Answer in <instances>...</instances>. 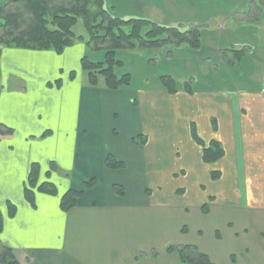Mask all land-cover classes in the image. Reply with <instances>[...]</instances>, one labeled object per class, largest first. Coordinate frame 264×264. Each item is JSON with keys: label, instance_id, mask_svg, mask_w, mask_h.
Returning <instances> with one entry per match:
<instances>
[{"label": "crops", "instance_id": "crops-1", "mask_svg": "<svg viewBox=\"0 0 264 264\" xmlns=\"http://www.w3.org/2000/svg\"><path fill=\"white\" fill-rule=\"evenodd\" d=\"M257 1L104 0L123 18L200 26L201 46L182 58L185 68L211 73L221 68L225 74L224 84L211 92L202 79L203 95L198 90L169 94L160 83L114 91L99 82L91 87L80 69L81 57H88L81 41L60 54L2 47L0 243L13 248L22 264H180L176 253L165 251L171 242L165 222L171 212L187 211L185 192L179 191L185 186L166 192L162 182L191 173L187 178L202 176L204 183L215 169L220 171L215 181L222 184L201 190L209 211L200 208L196 214L209 215L228 202L242 210L227 229L230 239L243 238V245L224 252L216 227L213 245L202 237L188 245H196L214 264L220 258L226 264H264V12ZM242 48L247 51L236 62L232 52ZM182 96L188 98L187 109L171 111L169 98ZM192 123L203 140L222 144L223 158L202 162ZM138 135L143 143H132ZM107 154L125 167L107 168ZM32 163L39 165L37 182L47 180L57 190L55 195L36 192L33 206L23 194ZM92 178L95 185L76 206L62 211L61 195ZM113 184L122 185L125 196H117ZM9 203L15 206L12 216Z\"/></svg>", "mask_w": 264, "mask_h": 264}, {"label": "trees", "instance_id": "trees-1", "mask_svg": "<svg viewBox=\"0 0 264 264\" xmlns=\"http://www.w3.org/2000/svg\"><path fill=\"white\" fill-rule=\"evenodd\" d=\"M255 4L264 12V0H258ZM78 19L83 22L85 37L73 32L72 28ZM200 28L197 25L185 28L176 24L165 25L137 17L123 18L113 14L112 7L106 6L104 0H3L0 4V53L2 47H15L52 50L60 54L66 47L81 41L91 50L104 51L101 60H90L87 55L81 57L80 69L85 74L87 83L95 87L102 78L104 87L114 91L129 86L131 82L129 73L117 74V68L122 67V61L116 57L118 51L157 50L167 44L186 45L197 50L201 46ZM246 51V48L233 50L232 57L237 62ZM222 54L226 56L228 51L224 50ZM159 82L167 93H177V80L173 77L161 75ZM183 89L191 95V81L184 82ZM5 128L7 131L11 130ZM190 134L201 149L203 163L210 165L223 158L224 149L218 140H203L193 123L190 126ZM141 138V135L132 138V143H143ZM104 163L109 169L125 167L123 161L111 154L106 155ZM51 169H55V166L51 165ZM38 172V163H32L24 186V199L31 206L34 205L36 192L55 195L57 191L55 185L47 180L38 183ZM209 173L211 179L220 177L219 170L211 169ZM94 185L95 179L92 178L84 182L81 189H68L60 197L61 210L68 211L75 207L83 192ZM112 190L117 196H125V188L120 184H113ZM201 210L205 214L208 213V204L203 203ZM14 212L15 206L9 203V216ZM165 251L176 253L180 264H214L196 245H167ZM153 253L152 256L156 255L155 251ZM231 259L233 261L234 258ZM0 264L22 263L13 248L0 243Z\"/></svg>", "mask_w": 264, "mask_h": 264}, {"label": "rangeland", "instance_id": "rangeland-1", "mask_svg": "<svg viewBox=\"0 0 264 264\" xmlns=\"http://www.w3.org/2000/svg\"><path fill=\"white\" fill-rule=\"evenodd\" d=\"M3 0H0V4ZM107 6V5H106ZM111 7V6H109ZM115 9L112 8V13L116 15ZM252 12V11H251ZM251 14V13H250ZM126 18V17H124ZM243 18V17H242ZM245 19V18H243ZM185 28V26H183ZM73 32L75 35L86 36V32L83 26V22L81 19H78L77 23L73 26ZM199 50V49H198ZM192 48H189L186 45L174 46L171 44H167L161 49H149V50H135V51H118L116 53V57L122 61V67L117 68V74L129 73L131 75V82L129 88H137V86H150L154 87L155 83L159 82V77L161 75H167L173 77L177 80V93H181L179 95H183L182 93H186L184 91V82L191 81V88L193 94L197 91V94L204 93V90H199L200 85L204 87L203 82L201 80H207L208 90L211 92L214 88H217L216 85H223V78L225 77L224 72L221 68H219L216 72L213 73L209 71L201 70L195 71V69H187L185 68V62L182 60L184 56H190L192 54L191 51H198ZM85 53L88 54V58L90 60H101L103 58L104 51L103 50H91L85 45ZM198 57H203L202 54H198ZM226 58V56H225ZM192 59L191 61H193ZM198 72V73H197ZM84 75V74H83ZM85 76V75H84ZM84 79V78H83ZM221 79V81H220ZM99 83L102 85L103 79H99ZM161 85V83H160ZM162 87V85H161ZM163 88V87H162ZM206 88V87H204ZM210 88V89H209ZM176 94V93H175ZM188 94V93H186ZM192 94V95H193ZM224 94V93H223ZM189 97V96H188ZM188 98L182 97H173L169 98V108L175 110V108H185L187 109L185 101ZM184 109V113L186 110ZM120 117V115H119ZM122 132L121 129H119ZM125 130V129H124ZM206 132V131H204ZM123 133V132H122ZM181 147L187 146L185 140L183 138L176 139ZM193 140V139H192ZM197 171V170H196ZM191 174V173H188ZM187 175H178L175 178H171L170 180L164 179L162 182V188L166 192L174 191L176 187H184L181 190H184L186 198V206L187 211H174L170 213L168 220L165 222L166 225L169 226V236H170V244L167 245H184L190 244L198 237H202L204 243H209L211 238V230L212 228H217L220 231L222 240L220 243V247L224 252L234 251L237 252L240 249L242 239H239L237 236V241L232 238L230 239V232L227 229V222L233 221L236 218L237 214H242V210L235 211L234 207L225 204L223 207L212 208L211 213L209 215H198L196 212L202 207V195L201 190L206 193L207 190H212V188L216 187L217 184H222V181H215L214 179L208 180L204 178V183L202 181V176H198L195 180L194 175L189 178ZM184 176V177H182ZM232 178V177H231ZM240 182L242 181L239 177ZM198 181V182H196ZM203 185V186H201ZM241 186V183L238 185ZM183 192V194H184ZM243 190L241 191V193ZM182 197V198H183ZM183 198V199H184ZM184 200V202H185ZM246 200L245 193L240 195V202L243 203ZM226 202L228 200H225ZM201 202V203H200ZM238 202V201H237ZM240 203V204H241ZM223 204V203H221ZM182 206V204H181ZM181 228L185 229L183 232L180 230ZM155 229V228H154ZM198 230H201V236L198 235ZM160 234L161 232H155ZM219 234V232L217 233ZM237 235V234H236ZM246 241L251 242L252 235L250 237L245 238ZM201 242V241H200ZM199 242V243H200ZM212 240L210 244H212ZM213 245V244H212ZM166 246V245H165ZM159 250V249H158ZM145 255V254H144ZM158 256V254H157ZM220 262L217 264H226L221 258Z\"/></svg>", "mask_w": 264, "mask_h": 264}]
</instances>
